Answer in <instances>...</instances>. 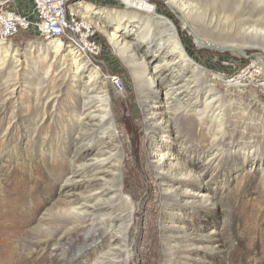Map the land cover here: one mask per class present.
Listing matches in <instances>:
<instances>
[{
    "label": "rangeland",
    "instance_id": "obj_1",
    "mask_svg": "<svg viewBox=\"0 0 264 264\" xmlns=\"http://www.w3.org/2000/svg\"><path fill=\"white\" fill-rule=\"evenodd\" d=\"M134 1L82 0L94 9L86 19L103 48L100 78L82 65L72 81L70 48L51 54L33 32L7 41L16 58L0 53V264H264V0H148L155 9L137 1L141 12L128 10ZM11 7L30 18V0ZM156 15L174 27L183 55L170 43L158 59L171 31L145 19ZM165 58L180 63L163 85L178 72L199 81L202 96L217 98L212 115L202 116V101L181 112V100L168 123L148 118L160 86L134 72ZM248 67L251 80L227 82ZM106 71L123 78V99L101 78ZM155 96L160 111L162 89ZM96 114L95 127L78 131ZM105 147L113 163L101 187L120 193L103 196L97 204L113 209L89 218L66 207L69 191L93 190L72 161ZM170 162L185 171L169 172ZM91 219L95 230L77 229Z\"/></svg>",
    "mask_w": 264,
    "mask_h": 264
},
{
    "label": "bare ground",
    "instance_id": "obj_2",
    "mask_svg": "<svg viewBox=\"0 0 264 264\" xmlns=\"http://www.w3.org/2000/svg\"><path fill=\"white\" fill-rule=\"evenodd\" d=\"M0 4H3V3H0ZM168 5L170 8H172V5H170V3ZM79 11L82 15L84 14L83 16L85 18H89L91 16V14L94 13V9L92 8V6H90L88 4H81L79 6ZM133 17L141 19V17L137 16L136 14H134ZM145 19H147L149 21L152 19L158 20L161 22V24H165L169 28V30L171 31V34L168 36V39H166L164 43L159 42V44L157 45L158 48H157L156 52L158 53V55H156V56H158V59H161L160 54L163 53L164 46L167 44H170V43L173 45V47H172L173 51L172 52H174V53L178 52L180 55H183V49L178 44L176 31H175L174 27L168 22L167 19H165L161 16H147V18H145ZM131 32H132V30H131ZM116 36H115V39L117 41L116 45H121V43H120L121 41L119 42V40L117 39L118 37H116ZM148 37L145 39L146 40L145 42H148V40H149ZM198 43L200 45H204L200 41H198ZM148 44L150 45L151 43L148 42ZM255 45H257V43ZM259 45H261V44H259ZM41 46L44 47L43 49H46L47 52L49 51L51 54H55L56 56L58 54H61L62 51H64L66 49V46H64L63 44H61L60 42H57V41H53L47 45L43 44ZM11 49H12V46L9 43L0 42V53H8ZM123 49H124V47L120 48L118 51H120L122 53ZM11 53H8V56H10L9 59H13L14 57L16 58L17 54H11ZM65 55H66V57L69 56L71 61L73 62L72 64L76 65V69L69 71V72L72 71V74H73V72H75L74 75H67L68 77L70 76V79L73 81V80H75V74L78 73V71L80 70L79 66H82V65L84 66V60L79 55H77L76 52H74L72 49H70L68 51V53ZM149 62H152V61H149ZM179 63L180 62H178V61L172 62L171 60H167L165 58L163 60L157 61L156 64L153 67H151L150 64H145V63L141 62L140 71L134 72L135 77L145 78L146 80L152 81L154 83V85L156 84V86L157 85L160 86V88L155 89L153 92L150 91V94L148 96V99L150 100V102H149L150 104L146 108V112H147V116L149 119H153L157 115L158 116L160 115L161 118L166 119V122L168 123L169 117L172 115L170 113L172 103L173 102L176 103L177 101H181V100H182V103L184 104V107H183L184 109L182 108L183 110H181V112L189 111V109H191L193 106L197 105L201 101L204 104L203 105L204 106V112L202 113V116L206 117L205 112L207 110L209 111L208 114L211 113L210 115H212V113L214 112V109H216L215 107H213V105H214V102L216 101L217 98L212 93H209L206 95L203 94L204 96H202V93H199L201 90V87H200L201 83L199 81H194V80H191L190 78L187 79L186 78L187 76L185 78L184 77L181 78V75L178 72L179 76H177L178 74H176L175 78L170 79V83L168 85H166V86L163 85L161 80H164V79L168 80V78L171 76V74H173V72L176 71V70L174 71V69L176 68L175 66H178ZM181 67H183V70H184L185 65H182ZM180 71H182V69ZM258 71H259V73H260V71L264 72V68H261ZM94 73H96V72H93V74ZM254 74H255V71H253V68L248 67V68L242 70V72L240 74L235 75L232 78H227L226 80H227V82H231V81L235 82V81H239L242 79L243 80H249V79L251 80L253 78ZM185 79H187L188 83L183 84ZM86 86L88 87L89 85H86ZM159 89H162L164 99H163V105L161 107L162 110L156 111V109H154V107H153V104L156 103V101H157L155 98L156 97L155 95H156V93H158ZM178 90H180V91H178ZM86 94H88V92ZM142 95H144L143 90H141V96ZM94 99H97V101L99 103L101 102V104L103 102L105 104L107 103V100L105 98L100 99V97H94ZM190 101L191 102L193 101V104H192L193 106H189ZM157 103H159V102H157ZM87 106H88V104H84L83 107L85 108ZM3 110H1V112ZM85 111H87V110L86 109L82 110V112H85ZM102 112H107V109L102 110ZM102 112H101V114H102ZM92 113H95V111H93ZM105 115H109V114L106 113ZM99 117L103 118V116L96 114V115H92L91 117H89V119H86V122H84L81 119L83 123H81L79 125L78 131L82 132L84 129H87L88 127H92V128L95 127L96 126L94 124L95 120H92V119L99 118ZM214 117H216V116H214ZM97 123H99V122H97ZM101 134H102V137H104V138L109 137V132H107L105 130L102 131ZM79 138H81V137H79ZM83 141H84L83 139H79L77 142L78 145H81L83 143ZM109 152H110L109 148L107 149L105 147V148L94 150V151L90 150L89 153H86V154L84 153L81 158L76 157L75 159H73V161H72L73 162L72 167L74 169L73 171H75L76 168H78L79 171L82 172V175H83L82 178L84 179L86 188H88L89 190L90 189H93V190H92V194L84 196V197H76L75 195H73L72 191H69V192L67 191L68 192L67 198H69V199L66 200V207H68L69 210L81 211V213L87 214L88 217L90 218V216H97V215H100L101 213H102V215H104L107 210L113 209V205L109 204V203L103 204V205L97 204V201H100L102 199V197L106 196L107 194L120 193V190H115L114 188L109 187V186L108 187L105 186V188L101 187L102 185L105 184L104 183V178H105V174H106L105 164H108L107 161H110L109 164H111V165L113 163L112 156L109 155ZM163 163H164L163 161L162 162L159 161V163L157 164L158 167L161 168L162 166H164ZM166 165H167V169L171 173H173V172L179 173V171H180V174H182V172L185 171V169H179L178 166L175 164H172V162H170V164H166ZM73 171L68 173L67 177L63 181L64 184H67L71 181L72 177L74 176ZM97 191H98V193H97ZM69 195H72V197H69ZM107 221L109 224H111V226L114 225V223H115L113 220L108 219ZM88 227H91L93 230H95L92 219L84 221V223L79 225L77 227V229L78 230L80 229L81 231L82 230L85 231ZM108 231H110V230H107L106 233ZM109 234H111V237H112L113 233L111 232ZM91 236L96 242V240H97L96 239V231L93 234H91Z\"/></svg>",
    "mask_w": 264,
    "mask_h": 264
},
{
    "label": "built area",
    "instance_id": "obj_3",
    "mask_svg": "<svg viewBox=\"0 0 264 264\" xmlns=\"http://www.w3.org/2000/svg\"><path fill=\"white\" fill-rule=\"evenodd\" d=\"M14 1L0 2L3 3L0 5V42L11 41L21 32H33L41 45L57 41L72 49L84 60V66L91 72L96 71V77L100 78L98 70L102 62L97 59L103 48L95 26L79 11L82 0H30V18L11 7ZM137 1L154 6L148 0H135L138 7L128 10L141 12ZM123 8H126L124 4ZM101 78L114 96L123 99L126 85L119 74L106 71Z\"/></svg>",
    "mask_w": 264,
    "mask_h": 264
},
{
    "label": "water",
    "instance_id": "obj_4",
    "mask_svg": "<svg viewBox=\"0 0 264 264\" xmlns=\"http://www.w3.org/2000/svg\"><path fill=\"white\" fill-rule=\"evenodd\" d=\"M203 46H207V47H208V44L205 43ZM241 53H242V52H241ZM242 54H243V53H242Z\"/></svg>",
    "mask_w": 264,
    "mask_h": 264
},
{
    "label": "crops",
    "instance_id": "obj_5",
    "mask_svg": "<svg viewBox=\"0 0 264 264\" xmlns=\"http://www.w3.org/2000/svg\"><path fill=\"white\" fill-rule=\"evenodd\" d=\"M156 16H158V15H156Z\"/></svg>",
    "mask_w": 264,
    "mask_h": 264
}]
</instances>
